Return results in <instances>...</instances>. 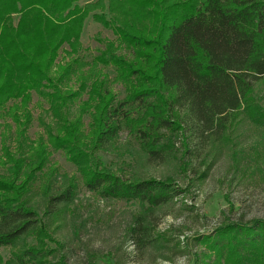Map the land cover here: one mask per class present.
<instances>
[{"label":"trees","instance_id":"1","mask_svg":"<svg viewBox=\"0 0 264 264\" xmlns=\"http://www.w3.org/2000/svg\"><path fill=\"white\" fill-rule=\"evenodd\" d=\"M108 3L124 5L126 14L108 18L92 14L112 30L115 44L96 55L87 71L74 56L83 21L94 4L0 0V119L10 116L17 130L12 135L15 152L5 135L0 137L5 159L4 172L0 170V247L46 236L44 219L74 201L78 184L73 178L58 181L55 170L46 167L48 146L68 155L89 191L135 201L150 210L185 190L170 175L160 179L135 171L125 175L102 165L98 152L115 146L123 127L146 162L177 160L178 171L187 176L194 170L187 156L190 147L220 142L237 119L246 118L264 132V107L255 97L256 86L264 82V0ZM64 44L72 58L60 64L56 58ZM121 46L130 47L134 57L116 53ZM98 64L114 67L124 84L122 98L107 88L100 72H94ZM53 66L58 68L55 79L50 75ZM76 80L78 88L70 91ZM32 92L60 100L59 106L50 105L59 128L52 132L53 126H43L47 142L25 137ZM84 93L77 115L68 118L56 112L65 100ZM84 113L89 116L86 126ZM232 156L235 159L234 151ZM45 172L49 177L35 198L34 182ZM150 214L136 213L127 229L141 248L160 247L166 239L154 231ZM201 239L209 253L195 254L193 264H264V218L228 220ZM44 250L27 247L16 260L45 264Z\"/></svg>","mask_w":264,"mask_h":264},{"label":"rangeland","instance_id":"2","mask_svg":"<svg viewBox=\"0 0 264 264\" xmlns=\"http://www.w3.org/2000/svg\"><path fill=\"white\" fill-rule=\"evenodd\" d=\"M86 2L94 5L89 6L90 11L83 21L74 58L78 59L82 69L88 71L93 58L107 51L109 45L113 47L115 44L112 30L94 19L92 14L102 13L106 18L119 17L122 12L125 13V6L116 3L110 5L109 0H77L79 5ZM66 50L68 46L64 44L56 58L60 64L72 58ZM118 52L126 59L134 57L130 47L121 46ZM55 70H58L57 66H53L50 71L54 79L57 75ZM93 70L101 73L105 85L117 98L123 97L124 84L116 78L114 67L98 64ZM63 84L61 88L64 89ZM78 84V80L72 83L70 91L76 90ZM62 91L67 94L65 90ZM85 93L79 99L77 96L65 100L61 108H55L56 112H62L68 118L77 115ZM255 97L264 107V82L256 86ZM51 103L54 107L57 104L59 106L60 100L42 98L32 92L27 106L31 114L30 121L24 131L29 140L42 138L47 142L48 135L43 130L46 123L53 126L50 127L52 132L59 128L55 123L57 116L50 108ZM88 118V114L84 113V126ZM237 120L220 142L210 141L197 149L193 145L190 147L187 156L194 170H190L188 176L178 171L175 165L177 160L146 162L136 152L139 151L138 143L130 139L124 127L118 133L115 146L98 152L102 165L118 173L127 175L135 171L159 179L170 175L184 188L185 191L171 202L150 210L147 205L142 208L135 201L99 197L89 191L68 155L62 149L48 146L46 167L55 170L58 181L62 182L65 177L70 180L73 178L78 184L74 201L66 210L44 219L46 236H29L14 245L1 246L0 264H20L16 257L27 247L44 248L45 264H193L195 254L202 256V253H209L201 237L213 234L216 227L228 220L247 222L253 218H264V132L246 118ZM0 122L5 125L0 128V137L5 135L7 144L10 142V150L15 152L16 142L12 138L17 131L15 122L8 115H4ZM233 151L235 159L232 158ZM4 160L0 148L2 172L4 167L1 163ZM48 177V172H45L34 182L32 194L35 198L40 195L41 185ZM50 179L55 181L53 176ZM142 211L151 212L154 231H159L166 238L162 246L141 248L128 236L127 229L132 217ZM40 239H43L41 243ZM203 261L206 263L205 258ZM24 264L32 263L24 260Z\"/></svg>","mask_w":264,"mask_h":264}]
</instances>
